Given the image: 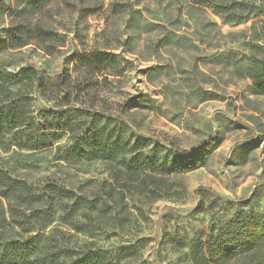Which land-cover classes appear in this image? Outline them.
I'll return each mask as SVG.
<instances>
[{
  "label": "rangeland",
  "instance_id": "rangeland-1",
  "mask_svg": "<svg viewBox=\"0 0 264 264\" xmlns=\"http://www.w3.org/2000/svg\"><path fill=\"white\" fill-rule=\"evenodd\" d=\"M21 12L17 0H0V69L27 94L31 128L49 144H18L27 124L0 126V168L34 191L0 197V260L8 242L37 236L43 250L90 249L115 264H196L192 246L211 228L264 214V95L248 74L263 59L264 13L226 24L195 0H50L26 17L51 38L11 49L10 27ZM29 67L38 72L30 90L22 81ZM124 157L143 158L144 170L164 175L168 194L108 199ZM53 184L73 198L48 196ZM72 206L82 230L66 213ZM128 245L132 253L122 255Z\"/></svg>",
  "mask_w": 264,
  "mask_h": 264
},
{
  "label": "trees",
  "instance_id": "trees-1",
  "mask_svg": "<svg viewBox=\"0 0 264 264\" xmlns=\"http://www.w3.org/2000/svg\"><path fill=\"white\" fill-rule=\"evenodd\" d=\"M22 6L20 15H16V21L10 27V48H20L28 45L31 40L44 41L51 38L52 34L42 28L40 22L33 23L31 16L43 10L50 0H17ZM197 5H206L212 9L213 12L220 15L221 19L226 24H237L246 22V20L261 16L264 13V5H257L252 2H239L238 0H195ZM23 13V14H22ZM27 13L31 15L26 17ZM264 27V19L261 20ZM255 25V23H253ZM257 38L264 39V31L262 36ZM259 46V45H258ZM255 64L249 68V75L254 78V89L264 95V55L263 59H257ZM38 76V72L29 67L25 71L23 77L24 86L29 90L34 87L32 83ZM39 79V78H38ZM10 74L0 69V126L3 123H13L14 126H23L27 124V138L23 143L26 147L41 148L47 146L48 135L35 134L31 128L34 122L33 117H29L24 111V98L27 94H23L22 87L12 89L16 84ZM28 97V96H27ZM138 101L152 106L154 100L148 94H139ZM11 120L6 121V118ZM32 119V120H31ZM33 121V122H32ZM100 142V147L105 149L107 144ZM108 145V149H109ZM111 150V149H110ZM111 154L115 150H111ZM115 154V153H114ZM116 155V154H115ZM139 158V157H137ZM132 162L126 157L120 160V167L117 169L113 178L117 186L111 184L110 190L107 192L108 199L113 201L123 202L125 200L126 192H134L146 194L151 192L156 195L155 198L168 194L165 185L166 177L162 174H155L152 171L144 170L146 161L140 158V161ZM149 162V161H148ZM149 167L155 168L151 163ZM140 170L142 175H140ZM124 171L132 178V181L122 183L119 172ZM141 177V178H140ZM134 180V181H133ZM53 186V187H52ZM49 186L48 190L51 193L48 196L54 198L66 197L73 198L74 193L68 189H62L56 184ZM120 187V188H117ZM118 191L120 196L117 198L115 192ZM170 191V190H169ZM32 185L28 184L26 180L15 178L11 176L7 170L0 168V197H5L10 201L11 199H23L24 196L33 195ZM38 199L45 196V192L37 193ZM83 199L76 204L83 206ZM118 202V203H119ZM13 207V205H9ZM67 215L73 222L74 228L82 230L85 228L84 223L77 219L75 213L78 212L75 207L65 208ZM75 212V213H73ZM17 217L16 222L25 224L26 215L23 212H12ZM24 218V219H22ZM25 221V222H24ZM39 238L37 236L27 238L25 240H13L8 242L6 251L1 257L0 264H115L108 262L105 252L93 251L90 249L83 250L82 254L77 255L78 252L69 245L60 247L56 250H43L38 245ZM132 246L123 247L122 255L132 253ZM245 257V260L240 261V257ZM62 257L65 258L62 260ZM191 257L196 264H228L230 259L239 260L238 264H264V214H239L229 226H221L219 229L211 228L207 235L206 241L200 240L195 242L192 246Z\"/></svg>",
  "mask_w": 264,
  "mask_h": 264
}]
</instances>
